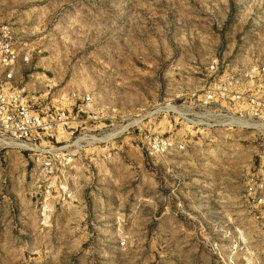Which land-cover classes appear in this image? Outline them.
Returning <instances> with one entry per match:
<instances>
[{
    "label": "rangeland",
    "instance_id": "1",
    "mask_svg": "<svg viewBox=\"0 0 264 264\" xmlns=\"http://www.w3.org/2000/svg\"><path fill=\"white\" fill-rule=\"evenodd\" d=\"M0 24L30 49L27 90L90 98L49 190L0 146V264H264V129L198 100L264 68V0H0Z\"/></svg>",
    "mask_w": 264,
    "mask_h": 264
},
{
    "label": "built area",
    "instance_id": "2",
    "mask_svg": "<svg viewBox=\"0 0 264 264\" xmlns=\"http://www.w3.org/2000/svg\"><path fill=\"white\" fill-rule=\"evenodd\" d=\"M30 58V49L21 42L18 31L11 25L0 24V146L32 153L38 164L33 176L49 190L50 181L66 163L62 154L66 147L57 149L53 143L66 140V128L83 112L81 104L90 102V98H79L77 102L81 104L74 114L56 107L49 96H42L36 88L27 90L19 78L22 66L29 64ZM198 100L203 109L229 106L226 108L237 117L236 126L262 131L264 68L232 71L215 80ZM224 119L228 125L230 117ZM150 149L153 154H162L183 151L185 146L155 140Z\"/></svg>",
    "mask_w": 264,
    "mask_h": 264
}]
</instances>
